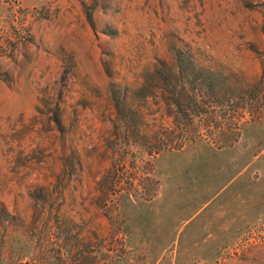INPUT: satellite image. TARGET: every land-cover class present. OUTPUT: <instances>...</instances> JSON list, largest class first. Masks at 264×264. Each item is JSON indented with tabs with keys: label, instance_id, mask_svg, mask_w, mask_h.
<instances>
[{
	"label": "rangeland",
	"instance_id": "1",
	"mask_svg": "<svg viewBox=\"0 0 264 264\" xmlns=\"http://www.w3.org/2000/svg\"><path fill=\"white\" fill-rule=\"evenodd\" d=\"M0 264H264V0H0Z\"/></svg>",
	"mask_w": 264,
	"mask_h": 264
}]
</instances>
